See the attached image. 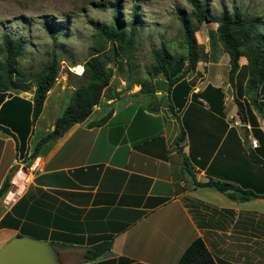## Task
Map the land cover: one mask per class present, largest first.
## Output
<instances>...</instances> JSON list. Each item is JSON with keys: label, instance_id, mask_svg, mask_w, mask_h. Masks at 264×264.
Wrapping results in <instances>:
<instances>
[{"label": "crops", "instance_id": "1", "mask_svg": "<svg viewBox=\"0 0 264 264\" xmlns=\"http://www.w3.org/2000/svg\"><path fill=\"white\" fill-rule=\"evenodd\" d=\"M200 44L208 60L210 52ZM217 52L229 69L227 54L219 48ZM207 60L198 62L195 71L202 64L207 72ZM245 62L239 58L240 66ZM191 77H186L191 90L184 106L175 107L185 131L180 145L189 171L174 145L180 125L168 108L169 100L146 104L138 89L123 93L120 102L111 93L93 109L111 112L105 123L90 126L95 120L88 116L73 125L35 157L40 169L23 191L0 199V232L66 244L56 247L62 264H176L196 237L216 264H264V197L240 201L214 187L194 185L213 179L264 194V168L249 154L264 160V146L251 144L250 137L260 141L250 125L245 138V124L228 121L232 116L225 109V95L220 114L191 102V93L207 84L220 87L209 81L194 87ZM165 94L167 98V85ZM17 96L30 100L32 93ZM230 113L237 116L236 107ZM34 125L17 151L18 132L0 128V186L21 161L27 163L28 148L39 139L30 142ZM259 128L264 131L260 123ZM105 239L112 242L107 253L82 259L85 247Z\"/></svg>", "mask_w": 264, "mask_h": 264}, {"label": "trees", "instance_id": "2", "mask_svg": "<svg viewBox=\"0 0 264 264\" xmlns=\"http://www.w3.org/2000/svg\"><path fill=\"white\" fill-rule=\"evenodd\" d=\"M190 11L178 10L177 19L183 37L184 53L173 59L172 54L164 43L152 50L153 65L148 74H161L167 83V99L169 110L175 115L180 131L174 138V145L182 157L183 166L189 169V162L182 151L180 142L185 137V131L181 126L179 116L175 111L181 109L191 90L186 81L189 73L196 69L197 63L206 61L208 53L205 47L197 42L196 32L203 23H214L215 37L222 50L228 56L229 69L228 82L236 87L237 97L234 99L236 115L243 126L245 138L248 137L247 125L253 136L260 141L258 148L264 146V131L259 128L257 115L264 116V107L258 98L264 99V32L260 29L261 18L250 16L239 8L234 7L231 12L223 10L213 15L209 10V4L203 0H186ZM136 10L133 13V21L125 24L119 19V11L113 10V22L99 27L100 33L112 47L115 57H119V50L123 53L121 59H129L130 51L136 38ZM55 38L50 50L51 58L45 64L42 71L34 79L33 84L23 81V73L19 69L18 59L24 49V41L20 37H14L3 33L0 41V128L5 133H10L12 127L21 137V144L16 142V151L24 146L23 135H26L33 127L42 112L43 104L48 91L53 87L59 74L60 60L55 47ZM87 59L81 64L83 70L80 74L84 83L75 87L70 93L68 103L58 115L52 129L39 138L32 147L31 154L26 157L30 163L43 149L59 139L73 125L83 122L98 106L104 91L109 85L110 72L106 68L102 50L91 49ZM245 58V64H239V58ZM120 63V62H119ZM185 64V65H184ZM241 76H244L243 82ZM138 94L144 92L145 97L153 95L155 90L147 82H139ZM237 85V86H236ZM14 91V93H12ZM19 92H31L30 100L17 96ZM247 97V100H243ZM244 97V98H243ZM224 93L220 87L207 84L200 92H192L191 102L206 104L208 108L220 114L223 108ZM6 99V100H5ZM26 112L25 116L23 114ZM111 112L105 113L99 119L90 122V126H99L107 121ZM20 144V145H19ZM264 168V160L255 153L249 152ZM264 157V156H263ZM12 170L0 186V199L3 198L9 188ZM197 186L214 187L229 198L244 201L253 197H264L248 189L239 188L228 182L209 179L205 182H196ZM55 247H65L66 244L54 242ZM111 240H101L85 247L82 254L84 261L96 259L111 249ZM176 264H216L211 253L206 248L200 237L194 238L179 255Z\"/></svg>", "mask_w": 264, "mask_h": 264}, {"label": "rangeland", "instance_id": "3", "mask_svg": "<svg viewBox=\"0 0 264 264\" xmlns=\"http://www.w3.org/2000/svg\"><path fill=\"white\" fill-rule=\"evenodd\" d=\"M203 1L208 2L213 15L223 10L231 12L236 7L250 16L260 17V29L264 32V0ZM116 8L119 11V19L125 24L133 21V13L136 10V38L130 57L126 60L121 59L123 53L120 50L119 57L114 56L111 45L105 42L99 30L104 24L113 22V10ZM180 9L189 12L191 8L186 0H0V41L3 33L20 37L24 41L18 65L25 83L33 84L35 76L50 60L52 41L56 37L55 47L60 60L59 74L47 94V105L34 125L30 142L40 138L46 129H49L54 118L60 115L67 105L72 90L84 83L73 67L81 65L92 52V48L102 50L106 68L110 72L109 85L104 91V96L114 93L121 102L126 96L123 93L138 90V83L147 81L155 92H161V95H149L146 97V104H165L167 84L164 77L161 74H148L153 65L151 52L161 43L167 46L173 59L185 52L177 19ZM214 26V23H203L196 36L197 42L205 44L210 52L207 72L201 64L199 70H194L189 76L192 75L191 83L194 87H202L207 81L219 85L225 95V109L232 116L228 117V121L233 122L236 119L240 123L238 117L230 113L235 111L233 98L237 97V91L236 87L228 82V68L225 62L218 59L217 49L224 53L215 37ZM225 58L227 60V55ZM205 73L207 75L204 76ZM19 94L31 97V92ZM140 96L145 97L144 92L140 93ZM243 100H247V97ZM258 100L264 107V99L260 97ZM55 104L56 107L52 109ZM103 113V110L93 111L89 118L99 119ZM257 119L264 127V116L257 115ZM32 147L28 148V156ZM19 235L38 240L31 234ZM14 236L0 232V247Z\"/></svg>", "mask_w": 264, "mask_h": 264}, {"label": "water", "instance_id": "4", "mask_svg": "<svg viewBox=\"0 0 264 264\" xmlns=\"http://www.w3.org/2000/svg\"><path fill=\"white\" fill-rule=\"evenodd\" d=\"M0 264H62V262L58 250L52 243L16 235L0 247Z\"/></svg>", "mask_w": 264, "mask_h": 264}, {"label": "built area", "instance_id": "5", "mask_svg": "<svg viewBox=\"0 0 264 264\" xmlns=\"http://www.w3.org/2000/svg\"><path fill=\"white\" fill-rule=\"evenodd\" d=\"M250 139L253 146L259 145L258 141H255L252 137ZM21 162V165L14 171L10 179V188L7 192V195L12 194L10 198L18 196L40 169L39 158H34L30 163Z\"/></svg>", "mask_w": 264, "mask_h": 264}, {"label": "bare ground", "instance_id": "6", "mask_svg": "<svg viewBox=\"0 0 264 264\" xmlns=\"http://www.w3.org/2000/svg\"><path fill=\"white\" fill-rule=\"evenodd\" d=\"M73 70H74L77 74H81L83 68H82L81 65H75V66L73 67ZM11 195H12L11 193L8 195V200L10 199Z\"/></svg>", "mask_w": 264, "mask_h": 264}]
</instances>
